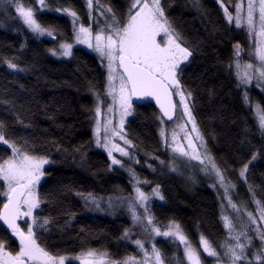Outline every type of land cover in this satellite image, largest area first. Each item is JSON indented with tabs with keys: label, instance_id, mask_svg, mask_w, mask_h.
<instances>
[{
	"label": "trees",
	"instance_id": "trees-1",
	"mask_svg": "<svg viewBox=\"0 0 264 264\" xmlns=\"http://www.w3.org/2000/svg\"><path fill=\"white\" fill-rule=\"evenodd\" d=\"M19 2L31 7L44 26L58 33L56 40L38 37L22 24L14 6L5 8L0 4V120L8 125L9 140L19 144L26 139L34 146L31 154L47 156L55 162L45 167L46 175L40 183V194L46 200L36 214L49 217L51 223L47 232L37 234L39 242L54 255L100 250L113 261L140 258L142 252L134 241L149 242L154 236H148L140 227L133 228L127 204L117 202L118 198L134 197L129 176L119 168H109L108 154L94 141L95 94L104 96L105 69L98 56L83 47L73 48L71 57L55 58L51 50L73 38L70 17L39 10L37 0ZM47 2L52 9L76 11L84 25L98 31L95 12L89 16L85 0ZM237 2L199 0L198 9L193 0H161L165 14L185 38V46L193 50V56L181 65L180 79L193 93V114L207 148L226 179L235 185L234 203L257 215L248 186L264 203V135L258 129L253 108L257 103L264 107V91L256 86H237L235 45L241 46L243 61L249 39L244 28L228 22L221 5L234 11ZM131 3L132 0H100V4L110 5L122 21ZM99 25L103 26V19H99ZM9 60L24 71L8 68ZM245 92L250 105L245 103ZM3 101H11L15 107ZM159 116L153 103H133L126 124V134L139 159L137 172L147 182V189L159 185L165 197L152 203L155 224L162 230L169 229L172 222L179 224L199 251L203 264H217L215 257L203 252L200 238L205 237L226 260L221 246L235 241L229 239L221 217L222 201L197 168L192 173V166L179 160L178 171L170 170L171 158L160 136ZM11 154L9 146L0 144V159ZM82 158L86 163H81ZM244 164H248L247 182L240 177ZM3 191L0 180V209L6 202ZM89 193L105 198L103 211L85 204L82 195ZM108 197L115 202L113 208L107 206ZM21 224L24 225L22 221ZM234 224L240 231L236 219ZM125 229L131 230L130 240L123 238ZM248 235L253 237V243L244 264H259L255 256L262 245L253 228ZM0 240L10 245L9 250L18 251V240L1 224ZM155 243L165 264H185L179 244L161 237L155 238ZM67 264L82 263L70 260Z\"/></svg>",
	"mask_w": 264,
	"mask_h": 264
},
{
	"label": "snow or ice",
	"instance_id": "snow-or-ice-1",
	"mask_svg": "<svg viewBox=\"0 0 264 264\" xmlns=\"http://www.w3.org/2000/svg\"><path fill=\"white\" fill-rule=\"evenodd\" d=\"M89 16H92L94 0H86ZM3 7H15L18 18L36 36H48L55 39L58 34L55 28L44 26L37 18L36 12L31 7H25L19 0H0ZM193 5L200 8L199 0H193ZM39 10L48 8L46 0H38ZM71 18L75 39L78 43L87 44L100 56L102 62L107 61V88L106 96H110L112 103L108 105V118L102 124L99 119L103 101L100 94L96 93L97 105L94 110L95 131L94 139L97 147L104 148L110 158L111 168L113 165L125 167L123 159H117L114 152L121 157H128L129 160L139 163L128 151L129 146L135 147L131 140L126 138L124 133L125 117L131 114L134 97H153L159 105L160 116L158 120L163 125L165 120L173 121L175 118L176 127L171 131V150L173 153L170 162V170L178 171L177 160H184L191 163L198 161L205 175H214L219 186L224 190L228 202L237 219L246 216L247 223H242L240 231L232 220L225 216V226L229 232V239L235 244L225 243L223 255L228 259L229 264H244L247 259V249L252 246L253 237L248 235L250 228H253L255 235L259 238L262 248L256 254L255 259L259 264H264V203L255 198V191L251 185L248 186L252 194L253 202L256 205L257 215L248 212L246 207L241 209L232 203L228 195L230 189L235 185L228 181L210 155L203 135L197 130L196 119L193 114L195 102L193 93L186 86L181 84V65L193 56V50L186 47L187 43L183 35L174 27L172 21L165 14L161 0H132L128 12L122 21L113 11L110 5L100 4L95 0V11L103 18V26L99 25L98 31L93 33L91 25L85 27L76 11L70 8L55 9ZM225 15L229 23L235 22L237 27L243 21L249 35L253 38V48L250 55L254 56L259 67L252 64H241V46L235 45V75L238 80V87L250 85L255 79L257 84L264 83V0H247L246 15L243 0L235 5V16L225 8ZM77 25H79L77 29ZM159 37V39H158ZM258 37V39H256ZM53 55L71 57L73 55V44L61 43L59 51L52 49ZM7 67L15 71H24L12 61H7ZM232 65H229L231 68ZM178 96V101L174 100ZM245 103H250L247 92L244 96ZM3 103L15 105L11 101ZM114 108L119 111V123L113 124ZM255 116L258 121V129L264 135V107L259 103L255 105ZM191 123V131L196 133V141L203 152L193 143L188 124ZM23 123V121H20ZM179 133H183L187 139V147L181 145ZM8 125L0 120V144L10 147L11 156L7 159H0V180L6 185L3 191L5 203L0 209V220L10 230L9 235L18 240V251L9 250L4 240H0V264H65L66 257L54 255L46 246L39 242L38 233L47 232L51 219L37 215L41 205L46 198L40 194V182L46 175L44 166L55 163L47 156L31 154L34 146L26 139L16 143L7 138ZM160 136L163 143L169 146V137L166 130L161 127ZM119 138L124 146L114 143ZM256 157L253 155L252 159ZM158 159V158H157ZM81 163H86L82 158ZM163 164V161H160ZM251 163V161H249ZM137 184L138 177L133 168L127 169ZM248 171V164H244L240 170V177L247 182L245 173ZM147 183V182H145ZM82 195V194H78ZM163 201L164 195L157 185L150 194H146L140 187H135V196L124 199H117L118 203H126L132 217L133 228L140 227L148 236H164L178 240L184 245V255L190 264H201L199 251L191 246L188 237L183 234L180 225L172 222L168 231L161 232L156 227L154 217L150 214L149 201L152 198ZM86 205H91L95 210L103 211L101 207L104 197H97L91 193L82 195ZM109 208L114 207V200L108 197L106 200ZM138 209L140 210L138 212ZM141 212L143 215H141ZM28 218L26 227H21L18 220ZM233 233H235L233 235ZM241 237L244 243H241ZM124 239H131V230L125 229ZM135 245L144 253V259L137 260L135 257H127L122 260L113 261L105 259L108 253H97L88 250L81 254L82 264H146L148 260L147 249L142 240H135ZM203 252L208 256L221 259L220 253L203 236L200 238ZM152 264H165V258L159 249L152 245ZM248 264H252L248 261Z\"/></svg>",
	"mask_w": 264,
	"mask_h": 264
},
{
	"label": "rangeland",
	"instance_id": "rangeland-1",
	"mask_svg": "<svg viewBox=\"0 0 264 264\" xmlns=\"http://www.w3.org/2000/svg\"><path fill=\"white\" fill-rule=\"evenodd\" d=\"M85 1H86V0H85ZM37 2H38V0H37ZM240 2H241V0H238L237 3H240ZM46 3H47V5H48V8L43 9V10H41V11H52V12H56V13H61V12H57V11H55V9H52V8L49 6L47 0H46ZM237 3H236V4H237ZM243 3H244V8H245V13H244V15H246L247 0H243ZM236 4H235V5H236ZM221 5H222L223 11H224V9L227 8V7H226V5H224L223 3H221ZM26 8H27V7H26ZM57 9H59V8H57ZM227 9H228V8H227ZM94 12H95V18H96V20H97V19H98V20H99V19H103V18L99 17V13H98L97 11H95V0H94V9H93L92 13L94 14ZM228 12L231 13L233 16H235V6H234V11H231L230 9H228ZM224 13H225V11H224ZM225 16H226V15H225ZM70 19H71V18H70ZM232 23L235 24L234 21H233ZM235 25H236V24H235ZM84 26H85V27H88L87 25H84ZM72 27H73V26H72ZM76 27H77V29H78L79 25H77ZM240 27L244 28V29L247 31L248 39H249V49H248V52H247V57H245V59H244L243 61H240V63H241V64H246V63H248V64H252V65H254V67H257V68H258V67H259V62H258V60H257L254 56L250 55V53L252 52V48H253V38L249 35L248 30H247V27H246V25L244 24L243 21L241 22V26H240ZM91 28H92V31H93V27H92V26H91ZM93 33H95V32L93 31ZM41 37H44V36H41ZM158 39H159V37H158ZM256 39H258V37H257ZM61 43H71V44H73V48H75V47H83V48H85V49H87V50H89V51L95 53V54L98 56V58H99L101 64L103 65V67H104V69H105V72H106V82H105L104 96H100V99L103 101V103L100 105V107H101V112H100V116H99V119L101 120V123L103 124V123L105 122V120L108 118V105L112 103L111 97H110V96H106V88H107V61H106V60H103V62H102V60H101L99 54H98L93 48L88 47L87 44H84V43H78V42L76 41V39H75V35H73V38H72L71 41H62V42L58 43L54 49H56L57 51H59V45H60ZM51 54H52V51H51ZM52 55H53V54H52ZM53 56H54L55 58H68V57L59 56V55H53ZM250 86H256V87H258L259 89H261L262 91H264V83H261V84L258 85V84H257V81H256L255 79H253L252 83H251L250 85H248L247 87H250ZM244 87H245V86H244ZM245 88H246V87H245ZM178 99H179L178 96H175V100L178 101ZM96 105H97V99H96V97H95V107H96ZM248 105H250V103H248ZM255 105H256V104L253 105V108H254V109H255ZM132 112H133V104H132ZM132 112H131L130 115H128L127 117H125L124 133H126V124H127V121H128V119H129V117L132 115ZM112 119H113V124H114V125H118V123H119V111L116 110L115 108H114V114H113ZM196 124H197V123H196ZM161 127H163V128L166 130V135H168V137H169V146H166L165 144H164V146H165L166 150L169 152V155H170V158H171V161H172L173 153H172V150H171V140H170V137H171V131L176 127L175 119H174L173 121H171V122L164 121V123H163V125H161ZM161 127H160V130H161ZM197 130L201 133V131H200L198 125H197ZM93 131H95V118H94ZM188 131H189L190 134H191V137H192L193 143H197V141H196V133L191 131V123H190V122H189V124H188ZM201 134H202V133H201ZM126 138H127L128 140H130V139L128 138L127 134H126ZM178 138H179V140H180L181 145L184 146V147H187V143H188V142H187V139L185 138L184 134H183V133H179V137H178ZM94 141H95V139H94ZM113 142H114V143H117V144H120L121 146H124V145H123V142H122L121 140H119V138H116ZM95 145H96V144H95ZM197 147L199 148V150H200L201 152H203V148H200L198 143H197ZM98 148H100V147H98ZM100 149L104 150V151L107 153V151H106L104 148H100ZM128 151L132 154V156H133L135 159H137V160L139 161V159H138V157H137V155H136V153H135V151H134V147L129 146ZM209 153H210V152H209ZM113 155H115L117 159H123V162H124L125 167L122 168V167H120L119 165H113L112 167L119 168V169H121V170H123L124 172L127 173V175L129 176V180H130V182H131V184H132L133 190H134V196H135V187H136V186L140 187L141 190H142L143 192H145L146 194H150V193L152 192V190H153L156 186H152V187L149 188V189L146 188L147 183H145L144 179L139 175V173H138L137 170H136V167L138 166L139 163L137 164V163H135L134 161L129 160L128 157H121V155H120L119 153H116V152H114ZM210 155H211V154H210ZM48 158H49V157H48ZM49 159H50V158H49ZM50 160H51V159H50ZM181 160H182V159H181ZM177 161H179V160H177ZM177 161H176V162H177ZM182 161H184V160H182ZM184 162H185V161H184ZM187 164H189V163H187ZM48 165H49V164H48ZM189 165L192 166V169H191V170H192V173H195V169H194V167H195V168L198 169V171H199V173L201 174V176H204V177L208 178V179L210 180L211 187H212L214 190H216L217 193L219 194L220 199H221V201H222V208H221V210H222V211H221V212H222V216H221L222 219H223L225 216H227L230 220L233 221V223H234V219H236V220L238 221V223H239L240 228L242 227V223H247V218L243 217L242 214H241V215H242V219H237V214L234 212V210H233L232 207L230 206V204H229V202H228V199H227V197H226V195H225V193H224V190L219 186V183H218V181L216 180V178L214 177V175H205V173H204V171H202L201 166L199 165V162H198V161L193 160ZM46 166H47V165L44 166V169H45ZM128 168H133V169H134V171H135V173H136V176L138 177L139 184H137L136 180H134V179L132 178V176L130 175L129 171L127 170ZM43 178H44V177H43ZM43 178H42V180H43ZM42 180H41V182H42ZM41 182H40V183H41ZM3 183H4V182H3ZM4 190H6V185H5V183H4ZM160 191H161V188H160ZM233 191H234V188H233V189H230L229 192H228V195L231 197V201H232V203H234V200H233V197H232ZM155 199H158V198H155V197H154V198H152V199L149 201V210H150V214H151V215H152L151 206H152V203H153V201H154ZM256 199H257V198H256ZM158 200H159V199H158ZM234 204H235V203H234ZM255 206H256V205H255ZM139 211H140V210L138 209V212H139ZM141 215H143L142 212H141ZM257 215H258V213H257ZM152 216H153V215H152ZM21 221L24 223V225L21 224V227H26L25 224H26V222H28V218H27V217L22 218ZM223 221H224V219H223ZM224 224H225V222H224ZM155 225H156V224H155ZM234 225H235V224H234ZM156 227L159 228L157 225H156ZM159 230H160L161 232H164V231H168L169 229H166V230L159 229ZM181 230H182V229H181ZM182 232H183V234H185L183 230H182ZM185 235H186V234H185ZM153 236H154V239H152V241H149V242H147V241H143V242H144V247H145V249H147V254H148V260H147L146 264H152V259H151V256H152V245L154 244L155 247H156L157 249H159V248L157 247L156 243H155V238H159V237H161V238H169L172 242H175V243L179 244V245L181 246L182 250H183V258H184V262H185V264H190V261H188L187 258H186V256L184 255V245H183V243L179 242L178 240H173L171 237L156 236V235H153ZM204 238H205V237H204ZM241 238H242V237H241ZM188 240H189V239H188ZM234 244H235V243H233V245H234ZM191 246H192L193 248H195L192 244H191ZM212 246H213V245H212ZM213 247H214V246H213ZM195 249H196V248H195ZM159 250H160V249H159ZM87 251H88V250H87ZM87 251H82V252H81L80 254H78V255H65V256H64V257H66L65 264H67V262L70 261V260H73V261H77V260H78V261H80V262L82 263V260L80 259L81 254H82V253H85V252H87ZM94 251H96L97 253H107L106 251H100V250H94ZM160 251H161V250H160ZM161 253H162V251H161ZM162 254H163V253H162ZM163 257H164V255H163ZM105 259L107 260V259H111V258H110L109 255H108V256L105 257ZM136 259H137V260L144 259V253L142 252V256H141L140 258H136ZM200 259H201V256H200ZM111 260H112V259H111ZM201 264H203L202 259H201ZM217 264H229V262H228V259H227V258H226V260H224V259L221 257V259L217 261Z\"/></svg>",
	"mask_w": 264,
	"mask_h": 264
},
{
	"label": "water",
	"instance_id": "water-1",
	"mask_svg": "<svg viewBox=\"0 0 264 264\" xmlns=\"http://www.w3.org/2000/svg\"><path fill=\"white\" fill-rule=\"evenodd\" d=\"M45 38L48 39V40H56V39H57L56 36H55V39H52V38H50V37H48V36H45ZM174 100H175V96H174ZM145 102H151V103H153V104L156 106V108L158 109V111L160 112L159 105L156 103L155 98H153V97H134V98H133V103H135V104H143V103H145ZM174 119H175V118H174ZM174 119H173V120H174ZM165 121H167V122H171V121H168V120H165ZM20 222H21V220H18V221H17V223H19V224H20ZM0 224H1L5 229H7V226L4 224V222H3L2 220H0ZM8 231L10 232V230H8Z\"/></svg>",
	"mask_w": 264,
	"mask_h": 264
},
{
	"label": "flooded vegetation",
	"instance_id": "flooded-vegetation-1",
	"mask_svg": "<svg viewBox=\"0 0 264 264\" xmlns=\"http://www.w3.org/2000/svg\"><path fill=\"white\" fill-rule=\"evenodd\" d=\"M21 226V225H20Z\"/></svg>",
	"mask_w": 264,
	"mask_h": 264
}]
</instances>
